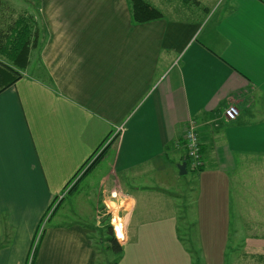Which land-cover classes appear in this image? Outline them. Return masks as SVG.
Listing matches in <instances>:
<instances>
[{
    "label": "crops",
    "instance_id": "0c3cea01",
    "mask_svg": "<svg viewBox=\"0 0 264 264\" xmlns=\"http://www.w3.org/2000/svg\"><path fill=\"white\" fill-rule=\"evenodd\" d=\"M35 1V62L32 52L23 76L0 93V264H97L83 191L57 222L50 220L62 201L46 218L54 198L115 133L114 151L88 174L105 164L99 190L150 172L175 180L190 119L204 165L188 167L195 182L177 192L193 193L187 220L210 240L200 264H264V0H225L211 10L199 0L202 19L164 13L146 23L133 21L129 0ZM10 13L0 3L1 28ZM231 105L239 108L233 121L225 116ZM164 202L161 218L140 224L130 242L138 198H125L119 264H168L180 250L191 257L174 206Z\"/></svg>",
    "mask_w": 264,
    "mask_h": 264
},
{
    "label": "rangeland",
    "instance_id": "374dc122",
    "mask_svg": "<svg viewBox=\"0 0 264 264\" xmlns=\"http://www.w3.org/2000/svg\"><path fill=\"white\" fill-rule=\"evenodd\" d=\"M150 1V0H149ZM156 1V5L154 4ZM166 1H170L168 3V8L166 6ZM202 5L208 7L209 10L219 8L221 9L225 0H200ZM151 2V1H150ZM0 3L5 7V10L8 9L13 15H18L22 13L24 10L30 11L36 19H38V1L35 0H0ZM152 3L158 8L162 7L164 13H167L169 17H188V20H197L206 17V12L202 8L198 9V5L186 6L180 0H152ZM200 3V4H201ZM226 6V5H225ZM197 7V8H196ZM204 8V7H203ZM225 9V8H224ZM11 14V15H12ZM35 52L33 51L32 64L35 62ZM37 64V63H36ZM37 69L31 67L30 73H35ZM115 133V131H114ZM116 134V133H115ZM115 134H112L115 136ZM113 136H110L113 137ZM106 145L99 149V151ZM114 148H110L109 153H112ZM105 168V164L98 166L94 172L89 176H85L78 185V189L81 188L83 191V197L80 199L85 206L86 214H91V218L87 220L86 215L82 217L83 221H86L88 225L93 229L92 235L94 242L96 244V249L98 251L97 264H114V261L118 260V256L114 253L112 249H109L107 238L109 236L107 225L111 224V210L106 206L104 200L105 199H114L111 197V192L116 191L120 197L126 198L130 195H136L138 198V206L133 215V218L128 223V235L129 241L134 242L135 236L138 233L139 225L145 222L157 221L159 220V216L161 218L162 214L157 212L158 208H163L162 206L168 207V205L164 202V200L168 199L172 202L173 208L179 220L178 228L179 233L182 236L183 244L188 248L191 257L182 256V251L180 250L179 255H170L167 259L168 264H190L189 261L194 264H200L201 258H204L203 255L206 251H209L210 240L201 238L197 235V233L193 232L196 228L194 222H190L187 220V212L193 215V204L194 199L193 193L188 191L186 192L185 188L182 192H177L182 189L185 185L187 187L192 188L193 182H195L194 175H192V171L188 170L185 174H180L178 169V178H171L169 180V176L164 174H157L156 172H150L148 174H140L136 177L128 176V178H124V182L115 184L114 190H110L105 193L103 190H99L98 185L100 184V178L98 177L100 170ZM147 170V169H146ZM83 173V171L81 172ZM81 175V174H80ZM79 178V177H78ZM77 178V179H78ZM76 179V180H77ZM75 182V180H74ZM72 182V183H74ZM174 183V187H172L171 191L167 187L165 183ZM86 184H90L89 190L85 192ZM73 185V184H72ZM67 188V187H66ZM71 188V186H70ZM175 190V191H173ZM69 189H66L64 194H62L59 198L62 197V205L56 212V219H51L52 222H57L59 220V214H63L64 210H71V206H75V200L78 198L75 192H68ZM84 194L86 196H84ZM107 197V198H106ZM95 200V201H94ZM59 201V200H58ZM58 202L54 205L53 209L56 207ZM93 203V204H92ZM125 212L120 208V215L125 216V214L130 212V205H126ZM190 206V207H188ZM148 207L150 210H148ZM155 210V211H154ZM58 214V215H57ZM69 220H76L74 215L68 214ZM193 219V217H191ZM81 219V220H82ZM124 221V218H123ZM50 222V223H51ZM125 223V222H124ZM152 241V240H151ZM161 241V240H158ZM224 241V240H223ZM241 240H236V243H240ZM221 243L222 240H219ZM237 246V244H236ZM174 247V246H172ZM174 257V258H173ZM190 258V260H189ZM192 260V261H191Z\"/></svg>",
    "mask_w": 264,
    "mask_h": 264
},
{
    "label": "trees",
    "instance_id": "16d2710c",
    "mask_svg": "<svg viewBox=\"0 0 264 264\" xmlns=\"http://www.w3.org/2000/svg\"><path fill=\"white\" fill-rule=\"evenodd\" d=\"M131 5L132 19L135 23H146L164 17V12L155 6L149 0H129ZM186 6L200 5L199 0H180ZM7 16L9 23H5L3 28L0 27V56L5 57V61L0 59V93L16 84V82L23 76L22 71L26 70L30 65V55L38 49L40 45V38L42 33V27L40 21L28 10H24L18 15ZM6 18V15H5ZM9 18V19H8ZM119 134L112 137L111 141L107 143L100 151L98 150L94 156H92L78 171L74 178L69 182V193L74 192L79 185V182L87 176L90 171L96 167L101 159L104 157L111 144L118 138ZM185 161L187 162V170L189 167V158L186 154ZM83 171V173H81ZM81 174V175H80ZM67 186V187H68ZM64 197L59 199V196L54 198L50 205L46 218L50 217L58 209L60 202ZM56 207L53 209L56 202ZM45 218V220H46ZM44 220V219H43ZM44 220V221H45ZM43 223V222H42ZM109 236L107 238L108 248L112 249L114 253L119 257L123 253V246L119 239L115 236V231L111 224L107 225ZM45 228L42 224L39 228L38 240L36 243L39 245ZM37 246L34 247L32 261L36 256ZM114 264H119L118 260L114 261Z\"/></svg>",
    "mask_w": 264,
    "mask_h": 264
},
{
    "label": "built area",
    "instance_id": "2783aa9c",
    "mask_svg": "<svg viewBox=\"0 0 264 264\" xmlns=\"http://www.w3.org/2000/svg\"><path fill=\"white\" fill-rule=\"evenodd\" d=\"M225 116H226V119L229 121L235 120L239 116V108L236 105L229 106L225 110ZM184 139H185V147L187 150V155L189 158L190 169L193 171L200 170L204 165V159H203V154H202V146H201L200 135L198 132V126L194 119L189 120L187 129L184 134ZM110 212L113 216V211H110ZM116 214L120 216L121 220L123 221V216H121L119 213H116ZM112 216H111V221H112ZM111 225L113 226V229H114V225L112 223ZM123 231H124V228H123Z\"/></svg>",
    "mask_w": 264,
    "mask_h": 264
},
{
    "label": "clouds",
    "instance_id": "9594fccd",
    "mask_svg": "<svg viewBox=\"0 0 264 264\" xmlns=\"http://www.w3.org/2000/svg\"><path fill=\"white\" fill-rule=\"evenodd\" d=\"M111 197L117 198L116 200L109 199L105 201V204L108 206L109 210L113 211L112 221L111 223L114 225L115 236L122 241L125 238V233L122 230L124 228V221L121 220V217L116 213L119 211V207L124 205L125 198L119 196L116 191L111 192Z\"/></svg>",
    "mask_w": 264,
    "mask_h": 264
},
{
    "label": "water",
    "instance_id": "95a60500",
    "mask_svg": "<svg viewBox=\"0 0 264 264\" xmlns=\"http://www.w3.org/2000/svg\"><path fill=\"white\" fill-rule=\"evenodd\" d=\"M179 170L181 174L187 173V162L186 161H184L183 163L179 165Z\"/></svg>",
    "mask_w": 264,
    "mask_h": 264
}]
</instances>
